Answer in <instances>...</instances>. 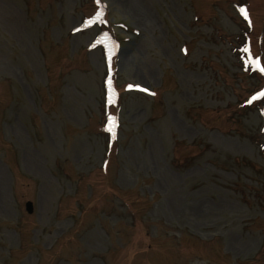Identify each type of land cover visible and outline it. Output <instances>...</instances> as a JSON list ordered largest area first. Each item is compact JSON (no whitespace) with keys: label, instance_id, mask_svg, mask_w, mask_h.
Returning a JSON list of instances; mask_svg holds the SVG:
<instances>
[{"label":"rangeland","instance_id":"rangeland-1","mask_svg":"<svg viewBox=\"0 0 264 264\" xmlns=\"http://www.w3.org/2000/svg\"><path fill=\"white\" fill-rule=\"evenodd\" d=\"M257 61L264 0H0V264H264Z\"/></svg>","mask_w":264,"mask_h":264},{"label":"snow or ice","instance_id":"snow-or-ice-1","mask_svg":"<svg viewBox=\"0 0 264 264\" xmlns=\"http://www.w3.org/2000/svg\"><path fill=\"white\" fill-rule=\"evenodd\" d=\"M97 2L99 3V0H97ZM241 13L247 18L248 17V13L246 11L245 8H241L240 9ZM247 51V50H246ZM257 66L259 67V62L257 61ZM260 71L261 72H264V67H261L260 68ZM129 87H133L132 85H129ZM136 87H140L139 85H137ZM144 91H148L147 89H143ZM260 97H264V91H260L258 93H256L248 102L251 103L253 100H256L257 98H260Z\"/></svg>","mask_w":264,"mask_h":264},{"label":"trees","instance_id":"trees-1","mask_svg":"<svg viewBox=\"0 0 264 264\" xmlns=\"http://www.w3.org/2000/svg\"><path fill=\"white\" fill-rule=\"evenodd\" d=\"M107 13V12H106ZM109 22V24H110V26L113 28V29H115L114 28V22H112V21H108ZM251 61V60H250ZM250 69V68H249ZM248 72H249V70H248ZM257 101V99L256 100H253V102H256ZM247 105H249L248 103L246 104V105H244V104H241L240 105V107L241 108H245ZM249 107H250V105H249ZM233 118L236 120V118H235V115H233Z\"/></svg>","mask_w":264,"mask_h":264},{"label":"water","instance_id":"water-1","mask_svg":"<svg viewBox=\"0 0 264 264\" xmlns=\"http://www.w3.org/2000/svg\"><path fill=\"white\" fill-rule=\"evenodd\" d=\"M27 210L32 213L33 212V203L31 201H28L27 204Z\"/></svg>","mask_w":264,"mask_h":264}]
</instances>
